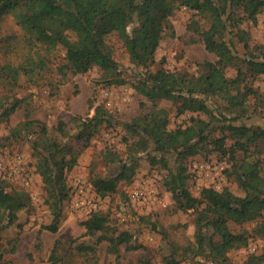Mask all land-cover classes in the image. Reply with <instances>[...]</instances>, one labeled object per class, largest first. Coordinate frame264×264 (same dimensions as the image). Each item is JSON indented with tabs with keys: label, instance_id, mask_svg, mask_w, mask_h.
<instances>
[{
	"label": "trees",
	"instance_id": "obj_1",
	"mask_svg": "<svg viewBox=\"0 0 264 264\" xmlns=\"http://www.w3.org/2000/svg\"><path fill=\"white\" fill-rule=\"evenodd\" d=\"M100 1L103 5L97 8L94 0H0V23L11 17L22 32V36L9 35L4 39L5 60L0 65V81L8 90L18 88L23 79L28 86L45 85L55 92L67 75L84 74L96 67L100 71V82L106 86L122 85L126 79L118 70L113 40L120 43L129 64L137 70L132 88L151 103V108L126 124L130 137L137 136V139H124L128 149L125 158L109 147L100 151L97 158L105 172L99 173L95 163H91L89 184L97 197L104 198L118 192L119 182L132 181L140 156L151 166L160 165L168 171L162 179L164 190L170 193L177 209L192 211L194 225L193 245L181 253L173 249L164 259L165 264H179L190 256L224 262L228 251L245 246L248 240L245 233L232 232L230 223L252 222L254 233L264 236V174L250 178L261 168L262 160L253 158L262 151L259 142L264 145V128L232 124L241 115L226 118L209 100L230 90L236 95V101L226 107L227 110L243 109L248 97L254 98L256 105H264L263 96L250 85L264 75V45L250 47L244 41L245 53L239 55L233 43L224 39L225 33L236 36L243 22L255 24L264 10V0ZM181 8L190 13L186 33L216 56L214 62L201 64L204 73L169 71L164 67L150 69L160 43L165 38H175L171 21ZM131 25L132 29L128 30ZM228 68L235 69L234 77L226 76ZM162 101H169L176 115L190 113V117L183 124L168 129L169 112L159 107ZM19 102L18 98L1 97L0 116L7 121ZM203 115L207 119L201 118ZM112 118L101 103L93 107L90 116L76 117L72 139L77 145L60 141L59 138L69 136L63 121H58L50 131L41 124L37 138L32 141V150L37 158L35 172L41 178L52 219L49 225H40L39 232L57 231L62 199L68 194L64 172L99 133L100 127L112 124ZM214 125H218L220 131L217 137L213 136ZM227 140L231 143L227 144ZM209 146L212 149L207 150ZM206 150L230 162L229 174L235 176L245 193L243 197L226 188L217 192L211 187L203 188L198 198L191 195L186 186L189 175L184 161ZM171 158L174 166L170 164ZM7 185V181L0 179V233L14 223L18 212L29 207L27 193L23 190L6 192ZM107 219V215L99 214L98 219H88L82 225L87 233L102 232ZM105 239L100 234L96 243ZM18 240L19 235L8 240L6 245L11 247L7 249L0 236V259L5 252H14ZM115 241L110 247L112 252H116L119 245H124L125 250L136 248L134 235L129 231L117 232ZM75 250L79 255L90 253L91 257L96 252L95 247L84 244L75 245ZM52 264H56L55 261ZM126 264H150V261L141 258ZM246 264H264V250L257 257L248 258Z\"/></svg>",
	"mask_w": 264,
	"mask_h": 264
},
{
	"label": "rangeland",
	"instance_id": "obj_2",
	"mask_svg": "<svg viewBox=\"0 0 264 264\" xmlns=\"http://www.w3.org/2000/svg\"><path fill=\"white\" fill-rule=\"evenodd\" d=\"M94 2L98 3L97 8L103 5L100 0H94ZM189 17L190 13L185 8L176 12L171 21L175 29V38H165L160 43L155 52V62L150 67L151 70L164 67L169 71L199 74L205 72L201 64L216 60L214 54L207 52L201 43L194 41L186 33L185 25ZM132 27L133 25L129 26L128 30ZM236 31L235 29L234 33ZM9 35L22 36V32L14 25L11 17H6L0 23V65L5 60L2 53L4 39ZM224 39L233 43L234 50L239 55L245 53L244 41L250 47L264 45V10L258 15L255 24L243 22L236 36L225 33ZM113 44L116 48L118 70L126 79V83L122 85L106 86L100 82V71L96 67L84 74L67 75L55 92L45 85L28 86L23 79L20 80L18 88L8 90L5 83L0 81V98L7 95L10 99H20L19 107L10 113L7 121L0 116V156L7 152L22 155L31 179L29 186L23 185L22 176L12 180L3 179L8 182L5 187L6 192L23 190L27 193L29 207L18 212L14 223L1 231V242L5 248L11 247L6 245L8 240L17 235L19 240L14 252L4 253L0 264H52L53 261L56 264H126L141 258H147L150 264H165L164 259L173 249L177 248V252L181 253L185 248L193 245L192 211L183 212L176 208L170 193L166 192L162 185V179L168 171L160 165L151 166L144 156L139 158L132 181L127 184L119 182L116 194L99 198L90 189L88 173L90 164L95 163L99 173L105 172V167L97 156L106 147L114 149L122 158H125L128 149L124 139L127 138L130 141L137 139V136L130 137L126 131V124L132 120L131 118L148 113L151 108V103L132 88L131 84L137 70L129 64L127 53L117 41L113 40ZM254 53L257 54V52ZM235 73L234 68L226 70L227 77H234ZM250 85L264 98V75L258 76L250 82ZM104 90L109 91L108 98L101 97ZM235 101L236 95L228 90L211 97L209 104L223 112L226 118L241 115V118L232 124L264 128V105H256L255 99L248 97L243 109H225L233 105ZM98 103L112 114V124H103L99 133L90 140L80 154L74 157L73 163L65 170L68 194L62 199L57 231L55 233L47 230L39 232L40 225L51 223L52 214L45 203L41 178L35 172L37 158L33 154L32 141L37 138L41 124L50 131L58 121H63L69 136L59 138L60 141L77 145L78 143L72 139L76 132L74 119L78 116H90L93 107ZM159 107H164L169 112L168 129L183 124L191 115L190 113L176 115L169 101L160 102ZM201 118L207 119L204 115ZM214 126L216 127H213V136L217 137L220 131L218 125ZM51 135L52 133L49 132V136ZM230 143L231 141L227 140V144ZM259 144L262 151L254 155L253 159H261L262 164L258 173L250 175L251 179L264 174V145L260 142ZM210 149L212 148L209 146L207 150ZM207 150L190 156L184 161L189 175L186 186L191 195L198 198L203 188L219 186L220 192L226 188L234 195L243 197L245 193L238 186L235 176L229 174L230 162L226 158L221 159L218 153L207 152ZM170 164L174 166L172 158ZM194 164H208L210 168L204 169L203 172L194 171ZM219 165H222V170ZM220 170L221 172L217 174L216 171ZM84 184L80 194L78 187ZM138 187H147L149 193L143 200H132L130 192ZM84 197L93 198L98 208L90 216L83 215L75 207L76 198ZM5 205L2 207L3 211H5ZM99 214L108 217L104 230L93 234L87 233L82 223L88 219H98ZM229 228L234 233H245L248 240L245 246L228 251L224 262L202 256H190L181 260L179 264H246L248 258L257 257L263 252L264 236L254 233L252 222L243 225L230 223ZM120 231H129L134 235L135 249L125 250L124 245H119L116 252L110 250V247L116 244L115 235ZM100 234H103L106 239L96 243ZM249 243H256L258 249L250 252ZM81 244L95 247V255L93 257L90 253L79 255L75 245Z\"/></svg>",
	"mask_w": 264,
	"mask_h": 264
},
{
	"label": "built area",
	"instance_id": "obj_3",
	"mask_svg": "<svg viewBox=\"0 0 264 264\" xmlns=\"http://www.w3.org/2000/svg\"><path fill=\"white\" fill-rule=\"evenodd\" d=\"M101 94H102L101 95L102 98H108V96L110 95L108 90L102 91ZM193 167L195 169L194 171L203 172L204 169L209 170L210 165L194 164ZM220 168L221 170L223 169L222 165L220 166ZM221 170L218 172L216 171V173L219 174ZM29 173L30 172H28L26 161L22 155L11 154L7 152L0 156V179L12 180L13 178L22 176L23 185L29 186V183L31 181L29 177ZM84 186L85 184L82 187L81 186L78 187V192L80 194H82V190ZM211 188H213L217 192H220L219 186L211 187ZM90 189H92V187ZM147 191H148L147 187L135 188L130 192V198L132 200H138V201L143 200L146 198V195L149 193ZM75 207L78 211H80L85 216H90L98 210L95 200L89 197H84V198H79V199L76 198ZM248 246H249L250 252H255L256 249H258V245L256 243H249Z\"/></svg>",
	"mask_w": 264,
	"mask_h": 264
}]
</instances>
